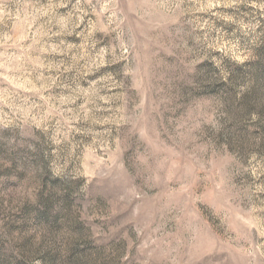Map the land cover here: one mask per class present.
Returning a JSON list of instances; mask_svg holds the SVG:
<instances>
[{
  "label": "rangeland",
  "instance_id": "374dc122",
  "mask_svg": "<svg viewBox=\"0 0 264 264\" xmlns=\"http://www.w3.org/2000/svg\"><path fill=\"white\" fill-rule=\"evenodd\" d=\"M0 264H264V0H0Z\"/></svg>",
  "mask_w": 264,
  "mask_h": 264
}]
</instances>
